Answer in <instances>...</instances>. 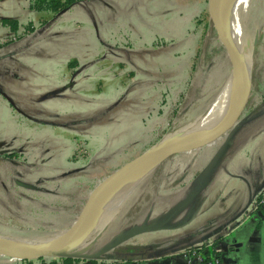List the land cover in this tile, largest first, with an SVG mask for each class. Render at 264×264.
I'll list each match as a JSON object with an SVG mask.
<instances>
[{"label":"rangeland","instance_id":"374dc122","mask_svg":"<svg viewBox=\"0 0 264 264\" xmlns=\"http://www.w3.org/2000/svg\"><path fill=\"white\" fill-rule=\"evenodd\" d=\"M28 2L0 0V16L18 20L14 29L0 23L11 38L0 47V233L33 241L64 233L103 177L192 124L222 87L231 61L209 0H73L57 10ZM232 6L218 0L230 23ZM236 14L252 68L241 114L212 140L161 159L151 177L165 167L179 181L203 166L234 165L244 150L227 147L212 164L224 139L247 127L251 102L264 100V0ZM91 130L99 139L88 136ZM161 176L145 193L135 186L119 213L88 228L67 256L124 254L119 237L152 211ZM197 183L213 182L200 175ZM119 185L90 220L116 200ZM103 248L105 255H94ZM18 263L0 253V264Z\"/></svg>","mask_w":264,"mask_h":264},{"label":"crops","instance_id":"0c3cea01","mask_svg":"<svg viewBox=\"0 0 264 264\" xmlns=\"http://www.w3.org/2000/svg\"><path fill=\"white\" fill-rule=\"evenodd\" d=\"M8 33L6 28L0 29V47L8 44ZM244 117L247 127L243 130L242 126L239 133L231 135L221 151L230 146L245 147L234 158L236 164L203 166L193 169L190 177L179 178V181L171 177L165 167L155 172V176L147 174L135 190L141 187V194L145 193L160 173L163 174L159 181L161 191L147 218L135 224L153 223L158 227L130 237L125 241L129 243V252L112 253L113 260L90 256L94 258L93 264H206L186 255L197 245L203 246V252H217L222 264H264V205L257 203V196L264 188V100L252 101ZM257 130L261 131L259 135L254 134ZM93 131L87 135L99 139ZM250 138H253L252 143ZM230 153L228 161L233 154ZM217 156L213 157L212 164ZM200 175L209 177L213 183H197ZM128 198L129 193L114 213L104 217L108 219L119 213L121 206L129 202ZM202 207L205 209L201 212ZM105 249L94 255H105ZM123 255L128 256L123 258ZM54 258L17 259L18 264H51ZM54 260V264H66L62 259ZM77 260L83 261L72 259V262Z\"/></svg>","mask_w":264,"mask_h":264},{"label":"water","instance_id":"95a60500","mask_svg":"<svg viewBox=\"0 0 264 264\" xmlns=\"http://www.w3.org/2000/svg\"><path fill=\"white\" fill-rule=\"evenodd\" d=\"M209 10L213 23L218 30L219 36L226 46L231 61V69L239 83L238 86L240 87L239 93L237 91L238 97L226 117L213 129H210L195 137L169 142H162L159 140L151 144L140 154L136 155L108 173L93 187L75 222L64 233L59 235L58 238H56L52 243L35 245L12 244L0 241V253L19 259H34L41 257L69 255L68 251L75 245L78 239L87 230L86 227L88 220L96 202L114 184L127 176L132 170H134L143 162L153 158H158L161 160L176 152L204 144L216 136L222 134L234 124L241 114L250 93L251 71L247 66L245 57L241 55L236 45L229 37L227 29L219 17L218 0H209ZM228 140L229 137L224 139L222 144L218 147L215 156H217L225 148ZM157 227L158 225L153 223L135 224L122 233L118 242H123L137 233L145 230L156 229Z\"/></svg>","mask_w":264,"mask_h":264},{"label":"bare ground","instance_id":"6f19581e","mask_svg":"<svg viewBox=\"0 0 264 264\" xmlns=\"http://www.w3.org/2000/svg\"><path fill=\"white\" fill-rule=\"evenodd\" d=\"M255 0H233V6L230 7L229 11V22L226 14L218 7V13L221 21L225 25L229 37L232 39L234 44L236 45L237 49L241 53L242 56L245 57L247 61V66L249 67L250 71H252L251 68V60H250V54L248 51V47L244 43L243 37H242V28L241 24L238 21L237 18V11L238 10H249ZM239 83L231 69L230 73L228 74V77L226 78L225 82L223 83L220 90L217 92L216 96L213 98V100L206 106V108L203 110V113L201 112L200 115H198L192 124L187 126L186 128H179L175 130L174 132H171L161 138L162 142H169V141H180L189 139L192 137H195L201 133H204L210 129H213L215 126H217L229 113L231 108L233 107L239 93L240 87L238 86ZM238 87V89H237ZM237 89V90H235ZM238 91V93H237ZM192 121V120H191ZM160 160L158 158L150 159L146 162H143L139 166H137L134 170H132L127 176H125L123 179H121L120 185L117 188V190H113V193H116V200L109 205L107 208H105L103 211H101L95 218L90 220V218L93 215V212L101 202V198L105 194H110L111 190L110 188L99 198V200L96 202L93 211L89 217L88 224L86 229L92 228L99 224L101 218L105 216L106 214H109L112 212L115 208H117L122 200L126 197V195L132 192L134 187L141 181L143 177H145L159 162ZM152 172V171H151ZM117 182L116 184H118ZM114 184L113 186H115ZM112 186V187H113ZM111 187V188H112ZM129 199V198H128ZM122 207V206H121ZM114 220V219H113ZM61 235V234H60ZM59 236V235H58ZM58 236L47 239V240H33L29 241L26 239H21L15 236H12L10 234H1L0 233V241L6 242V243H12V244H49L52 243ZM90 237V236H89Z\"/></svg>","mask_w":264,"mask_h":264},{"label":"trees","instance_id":"16d2710c","mask_svg":"<svg viewBox=\"0 0 264 264\" xmlns=\"http://www.w3.org/2000/svg\"><path fill=\"white\" fill-rule=\"evenodd\" d=\"M71 1L73 0H29L28 6L35 10H57L59 7L68 5V3H70ZM0 23L7 25L11 29H14L18 25V20L16 17H12V16H0ZM29 26H32V25L29 24ZM26 28L30 29L31 27L29 28L26 27ZM10 39L11 38H9L8 41ZM10 153L14 154V152H10ZM117 249H119V251L121 252L128 253L129 243L121 242L117 245ZM202 249H203V246H202ZM213 251L207 250L206 252H203V254L205 255V258H208L210 255V252H213ZM126 256L128 255H125V256L123 255V258L124 257L126 258ZM60 259H62L66 264H72V257L70 256H61ZM83 262L85 264H93L94 259H88V260L83 259ZM50 263L54 264L55 260L54 259L50 260Z\"/></svg>","mask_w":264,"mask_h":264},{"label":"built area","instance_id":"2783aa9c","mask_svg":"<svg viewBox=\"0 0 264 264\" xmlns=\"http://www.w3.org/2000/svg\"><path fill=\"white\" fill-rule=\"evenodd\" d=\"M257 203L264 205V188L260 191L257 196ZM188 257L194 256L203 261L206 264H222L220 255L217 252L210 253L208 258H205V255L202 251V245H197L194 248L189 249L186 252ZM72 264H85L82 260H77L72 262Z\"/></svg>","mask_w":264,"mask_h":264}]
</instances>
